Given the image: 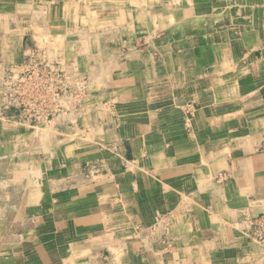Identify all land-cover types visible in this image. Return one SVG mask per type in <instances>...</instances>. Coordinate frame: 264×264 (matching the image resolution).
<instances>
[{
	"label": "crops",
	"instance_id": "crops-1",
	"mask_svg": "<svg viewBox=\"0 0 264 264\" xmlns=\"http://www.w3.org/2000/svg\"><path fill=\"white\" fill-rule=\"evenodd\" d=\"M33 45L90 87L0 111V264H264V0H0V94Z\"/></svg>",
	"mask_w": 264,
	"mask_h": 264
},
{
	"label": "built area",
	"instance_id": "built-area-1",
	"mask_svg": "<svg viewBox=\"0 0 264 264\" xmlns=\"http://www.w3.org/2000/svg\"><path fill=\"white\" fill-rule=\"evenodd\" d=\"M39 52L5 70L0 94V111L12 108L16 121L38 127L76 111L89 87L86 76L62 70L47 49ZM253 235L264 242V214L257 217Z\"/></svg>",
	"mask_w": 264,
	"mask_h": 264
},
{
	"label": "rangeland",
	"instance_id": "rangeland-1",
	"mask_svg": "<svg viewBox=\"0 0 264 264\" xmlns=\"http://www.w3.org/2000/svg\"><path fill=\"white\" fill-rule=\"evenodd\" d=\"M53 31H55V30H53ZM55 33V32H54ZM58 40V39H57ZM54 45V44H53ZM55 46V45H54ZM41 49H47L46 47H42V45H40V46H37V45H33V46H30V48H29V50H27L26 51V53L24 54V57H23V59L21 60V61H25L27 58H28V56L31 54V53H33V54H38V53H40L39 51L41 50ZM48 50V49H47ZM50 53V52H49ZM52 55V54H51ZM53 56V55H52ZM54 57V59L58 62L57 64H59L58 66L62 69V70H66L67 72H69V73H71V74H79V75H84V76H86V78H87V81H88V83L90 82V80H89V78H88V76L86 75V74H82L81 73V71H79L74 65H76L75 63L74 64H70L69 66H71V67H73L75 70H72V69H70L69 67H67V66H65V64L67 63L65 60H63L62 58L60 59V58H55L56 56H53ZM20 61V62H21ZM17 63H19V62H17ZM14 64H16V63H14ZM11 65H13V64H11ZM10 65V66H11ZM9 66V67H10ZM78 71V72H77ZM80 72V73H79ZM89 87H90V84H89ZM89 87L87 88V93L85 94V95H83V97H82V99H84L85 97H86V95L88 94V92H89ZM81 104V103H80ZM79 104V105H80ZM10 110H13L15 113H13V114H7ZM74 110V109H73ZM73 110H71V111H73ZM4 112V116L5 117H8V118H10V119H14L15 120V118L17 117L16 115H17V111L16 110H14V109H9V110H5V111H3ZM7 112V113H6ZM20 123H23V124H25V125H27V126H33V125H31V124H27V123H24V122H20ZM34 127V126H33ZM40 127V126H39Z\"/></svg>",
	"mask_w": 264,
	"mask_h": 264
},
{
	"label": "bare ground",
	"instance_id": "bare-ground-1",
	"mask_svg": "<svg viewBox=\"0 0 264 264\" xmlns=\"http://www.w3.org/2000/svg\"><path fill=\"white\" fill-rule=\"evenodd\" d=\"M35 11V10H34ZM38 11V10H37ZM36 12V11H35ZM133 12V11H132ZM37 14V13H36ZM125 15V14H124ZM36 16V15H35ZM132 24H133V22H132ZM135 29V28H134ZM37 127V126H36ZM42 128V127H41ZM41 130V129H40ZM69 150V149H68ZM65 151V150H64ZM2 206V205H1Z\"/></svg>",
	"mask_w": 264,
	"mask_h": 264
}]
</instances>
